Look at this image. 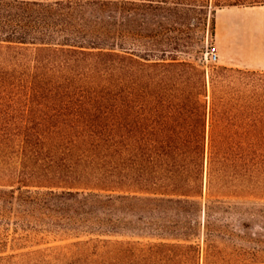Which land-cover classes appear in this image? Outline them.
Masks as SVG:
<instances>
[{
  "label": "trees",
  "instance_id": "1",
  "mask_svg": "<svg viewBox=\"0 0 264 264\" xmlns=\"http://www.w3.org/2000/svg\"><path fill=\"white\" fill-rule=\"evenodd\" d=\"M168 2L0 0V264H264V70Z\"/></svg>",
  "mask_w": 264,
  "mask_h": 264
},
{
  "label": "rangeland",
  "instance_id": "2",
  "mask_svg": "<svg viewBox=\"0 0 264 264\" xmlns=\"http://www.w3.org/2000/svg\"><path fill=\"white\" fill-rule=\"evenodd\" d=\"M164 1V0H162ZM171 9L159 10L156 24L148 33L154 35L157 43L168 41L171 37L182 51L177 52L179 58L191 60L210 70L213 66L223 65L217 59L211 60L209 51L214 46L213 20L219 8L230 5H259L254 9V25L248 34H243L236 45L238 49L259 46L264 41V0H166ZM238 4H234L237 3ZM245 2V3H240ZM174 42V43H175ZM231 42V39H228ZM164 45V44H159ZM242 61L247 57L239 56ZM259 58V57H257ZM238 67V66H235ZM244 68V67H241ZM249 69V68H246ZM253 231L261 230L258 225Z\"/></svg>",
  "mask_w": 264,
  "mask_h": 264
},
{
  "label": "crops",
  "instance_id": "3",
  "mask_svg": "<svg viewBox=\"0 0 264 264\" xmlns=\"http://www.w3.org/2000/svg\"><path fill=\"white\" fill-rule=\"evenodd\" d=\"M256 7L260 6L230 5L216 10L213 42L218 55L217 60L221 64L264 70V41H261L259 46L246 49H238L236 45L243 34L251 32L256 17H252V14ZM229 38L231 42H228ZM241 55L247 57V60L239 59Z\"/></svg>",
  "mask_w": 264,
  "mask_h": 264
},
{
  "label": "built area",
  "instance_id": "4",
  "mask_svg": "<svg viewBox=\"0 0 264 264\" xmlns=\"http://www.w3.org/2000/svg\"><path fill=\"white\" fill-rule=\"evenodd\" d=\"M209 56L211 60H216L218 58L217 52L215 50V47L213 46L211 50L209 51Z\"/></svg>",
  "mask_w": 264,
  "mask_h": 264
}]
</instances>
